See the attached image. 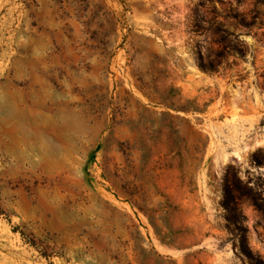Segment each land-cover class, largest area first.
<instances>
[{"label":"rangeland","instance_id":"374dc122","mask_svg":"<svg viewBox=\"0 0 264 264\" xmlns=\"http://www.w3.org/2000/svg\"><path fill=\"white\" fill-rule=\"evenodd\" d=\"M213 6L0 0V264H251L223 201H264V44L201 70Z\"/></svg>","mask_w":264,"mask_h":264},{"label":"trees","instance_id":"16d2710c","mask_svg":"<svg viewBox=\"0 0 264 264\" xmlns=\"http://www.w3.org/2000/svg\"><path fill=\"white\" fill-rule=\"evenodd\" d=\"M234 1L236 6L223 0H210L217 2L221 9L217 6L211 7L205 20V32L211 38L212 45L206 53L197 54L198 66L205 72L220 73L221 70L238 66V60L244 61L248 52V44L242 37L244 34L253 36L258 43L264 44V0H254L249 10L241 9L244 5L242 1ZM231 59L233 61L230 63ZM243 200L248 201L258 211L264 212L263 194L256 187L244 184L238 175L232 172L223 201L228 213V223L237 232L240 251L251 264H264L248 245L246 218L240 211V203Z\"/></svg>","mask_w":264,"mask_h":264}]
</instances>
